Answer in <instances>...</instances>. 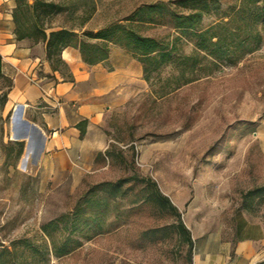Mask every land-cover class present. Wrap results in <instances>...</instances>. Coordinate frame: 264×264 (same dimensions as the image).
Returning a JSON list of instances; mask_svg holds the SVG:
<instances>
[{
  "label": "rangeland",
  "instance_id": "374dc122",
  "mask_svg": "<svg viewBox=\"0 0 264 264\" xmlns=\"http://www.w3.org/2000/svg\"><path fill=\"white\" fill-rule=\"evenodd\" d=\"M46 1L69 8L51 16L52 26L71 27L90 14L83 29L95 30L139 6L172 0ZM236 1L219 0L221 13ZM218 15H206L201 27ZM139 31L165 40L174 34L168 24L142 25ZM262 35L260 45L238 62L219 65L186 84L177 79L173 64L152 73L149 82L142 73L134 93L109 111V142L97 159V171L74 186L65 176L40 181L32 159H26L28 139L16 158L14 143L26 130L6 105L10 81L0 73V245L10 248L23 238L42 245L41 225L71 211L88 187L137 174L152 178L177 207L193 241L190 251L168 227L176 219L167 210L133 202L143 186L137 184L134 193L110 200L99 234L61 257L34 253L32 264H192L197 249L218 264L263 262L264 196L244 198L264 186V29ZM179 48L188 55L193 45L182 40ZM243 239H257L244 257L236 251Z\"/></svg>",
  "mask_w": 264,
  "mask_h": 264
},
{
  "label": "trees",
  "instance_id": "16d2710c",
  "mask_svg": "<svg viewBox=\"0 0 264 264\" xmlns=\"http://www.w3.org/2000/svg\"><path fill=\"white\" fill-rule=\"evenodd\" d=\"M13 1L11 15L16 38L44 43L45 59L53 70L66 68L61 53L67 47L77 49L82 61L89 65L107 60L111 47H119L141 65L146 82L150 81L152 73L173 64L179 70L177 79L186 84L198 79L201 74L208 75L219 65L238 62L255 50L263 38L264 0H237L222 13L219 0H172L166 4H147L139 6L124 19L95 30L83 29L90 14L71 27L52 26L51 16L69 11L62 4L46 0ZM209 14L219 15L215 22L202 28V20ZM151 24H168L174 34L165 40L143 35L139 31L142 25ZM182 40L193 45L188 55L179 52ZM1 64L0 57V73L3 75ZM14 145L17 146L16 158H19L23 141H16ZM137 184L143 186L133 202L140 199L167 210L176 219V224L168 227L183 237L190 251L193 241L177 207L159 190L152 178L132 174L88 187L77 198L71 211L41 225L42 245H35L26 238L12 242L10 248L0 245V264H32L34 253L40 257L48 253L55 257L69 254L83 241L92 239L103 230V212L110 200L134 193ZM263 196L264 186L244 194V198L249 200ZM17 245L21 248L19 253Z\"/></svg>",
  "mask_w": 264,
  "mask_h": 264
},
{
  "label": "crops",
  "instance_id": "0c3cea01",
  "mask_svg": "<svg viewBox=\"0 0 264 264\" xmlns=\"http://www.w3.org/2000/svg\"><path fill=\"white\" fill-rule=\"evenodd\" d=\"M13 7V0H0L1 71L10 81L6 105L26 130L21 137L28 139L26 159H32L40 181L55 182L65 176L77 185L97 171V159L109 142V111L134 93L135 83L140 86L141 65L119 47H111L107 60L94 65L84 63L77 49L67 47L61 53L66 68L53 70L45 59L44 43L16 38ZM256 241H239L238 255L244 257ZM192 264L218 263L197 249Z\"/></svg>",
  "mask_w": 264,
  "mask_h": 264
}]
</instances>
